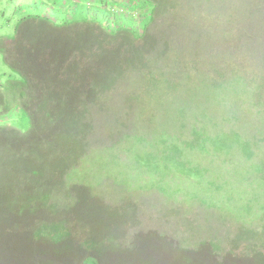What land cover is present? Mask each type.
Wrapping results in <instances>:
<instances>
[{
  "label": "trees",
  "instance_id": "1",
  "mask_svg": "<svg viewBox=\"0 0 264 264\" xmlns=\"http://www.w3.org/2000/svg\"><path fill=\"white\" fill-rule=\"evenodd\" d=\"M214 1L216 0H200L198 3ZM93 2L96 4V9L89 6ZM217 2H219L217 9H225V25L234 32L237 40L249 44L248 40L260 36L262 32L258 30L254 35L251 34L254 29L253 18L264 17V14L262 9L253 15L252 13L259 7L264 8V2L260 0H218ZM58 3L59 1L53 0L52 5ZM69 3L70 7L64 8V17L41 19L47 23L41 24V29L47 28L48 34H53L58 27H63L64 30L47 35L49 39L43 41L42 47L31 44L25 55H21L18 47L12 48L11 44L3 46L7 51V62L12 69L9 72L12 79H8L7 82L0 80V146L6 147L8 159L17 158L27 163L25 157L31 153L37 160H41L42 164V155L38 149H35L36 145L43 143L38 137L46 136L47 124L55 123L59 114L63 116L60 107L48 108L53 103L69 108L75 107L76 118L81 119L83 125L76 136L75 151L52 174L61 181L63 176L65 178L68 174L85 168L84 157L91 156V151L99 148V144H91V138L88 139L84 133V129L93 128L94 119L91 109L102 106L106 95H113L118 89V80L122 79L129 84L125 85L123 97V104L127 109L121 113L125 114L127 119L118 125L125 132L124 135H120L119 144L117 143L119 148L116 150L120 151V158L124 156L130 159L129 156H133V146L123 147V142L126 143L131 138L140 141L142 156L139 157L138 163L142 165L140 168L134 166L133 171H137L140 176L158 175V182L153 186L157 185L163 196H166V187L171 190V183L183 176L180 174L186 175L185 178L193 181L196 180L192 177L203 179V176L208 174L221 179L224 187H229L237 181L234 174L237 173L238 168H242L243 175H240L238 183L252 185L254 194L261 197L262 202L254 206L260 210V213H255L257 216L252 221L258 223L256 230L250 231L246 230L245 226L242 227V230L238 231L237 240L233 239L231 245L232 248L239 249L241 244L243 246L245 243L243 247L251 249L252 263L264 264V65L260 69L244 72L239 65L232 63L230 64L232 73L229 75L224 71H212L200 61L188 59L191 72L186 77H182L178 72L171 73L170 70H164L163 65L160 64L167 60L166 57L161 59L169 50L166 48H171L172 43H175L181 35L176 31L171 34L168 32L180 24L175 27L173 22L169 25L164 23L165 17L161 13H166L170 9L167 0H69ZM60 6L63 7L62 2ZM197 6L189 9V12L196 14H191L188 17L190 19L187 20V27L194 30L205 26L202 24L204 14ZM30 27L41 30L36 24H31ZM74 27L77 29L75 30ZM83 29L86 32H93L98 37L83 41L85 35ZM71 30L74 33L73 39L66 38V44L65 36L68 34L65 31ZM24 37L20 33L18 40ZM54 38L55 42L52 41ZM77 41H80V44H77ZM155 45L161 48L158 47L157 50ZM52 50H56L57 54H51ZM104 50L109 52V56L102 53ZM171 50L174 51V48ZM45 51H48V54ZM180 53L185 52L181 50ZM24 56L27 59L26 63ZM176 62L179 60L172 58V63ZM85 65L88 72L84 68ZM42 81L47 83L46 91ZM205 86L209 88L207 93L202 89ZM143 91L148 95L152 93L151 97L157 100L160 110L171 109L168 126H165L160 134L154 130H146L143 122L140 121L145 116V112L151 111L138 109L144 104L141 95ZM225 93L229 94V97ZM206 94L224 95L228 99L223 102L217 101L215 104L203 102L206 103V107L201 108L203 103L199 101L205 98ZM32 99L35 100L34 103ZM243 104H246V108L249 106L246 110L248 121L240 127L234 124L228 125L231 119L237 118V114L243 113L241 110ZM55 109L59 110L55 111ZM19 110L29 117L28 131H25L21 123L14 119L16 118L14 114L19 113ZM162 111H158L160 115ZM189 131L191 134H196L193 141L184 138ZM30 136L34 139L32 142L34 145L28 142ZM112 146L113 143L103 148L109 149ZM128 163L127 160L126 164ZM27 164L31 166L34 175L39 177L47 174L38 165ZM221 166L225 167V174L218 172L217 169ZM186 180L190 183L188 179ZM37 181L39 183L41 180L37 179ZM49 188L46 186L40 195L35 193L28 198L41 216L34 219L30 227V244L33 249H28L26 253L39 259V264L54 262L52 258L44 261L41 256L35 254L36 242L42 244L43 239H46L51 250L55 252L60 241L71 240L74 235L67 225H62L64 223L61 220L53 219V211L56 212L58 209L56 203L52 204L51 200L57 194H53ZM214 188L217 191L220 186ZM206 194L203 192L190 195L191 198L198 197L203 205ZM216 194L219 196L220 192ZM129 198L131 212L134 214L136 211L134 199ZM227 202L237 207L239 212L245 210L249 215L252 211L250 204L245 207L244 204L237 202L234 194L228 196ZM0 212L7 214L2 222L4 224L5 221H9L8 214L13 210L3 206ZM111 234L101 237L89 233L87 237L76 240L77 253L82 258L79 260L84 261V264L88 261L99 264L98 258L104 257L103 255L111 257L113 252H118L121 253L118 264H157L150 259H143L142 255L137 253L125 255L120 241L127 234H113V237ZM209 240L216 244L225 241L223 235L219 236L218 240L216 238ZM112 241L117 245L114 247L121 250L118 248L113 250ZM81 253H87L86 257L83 258ZM35 261L33 259L31 263ZM3 262L8 264L6 261ZM176 263L177 259L174 258L173 264Z\"/></svg>",
  "mask_w": 264,
  "mask_h": 264
},
{
  "label": "rangeland",
  "instance_id": "2",
  "mask_svg": "<svg viewBox=\"0 0 264 264\" xmlns=\"http://www.w3.org/2000/svg\"><path fill=\"white\" fill-rule=\"evenodd\" d=\"M57 1L59 3L53 6V0H0V80L2 82L12 79L9 76L12 69L7 62V51L2 45L11 44L12 48L18 47L21 55H25L29 50V45L37 44L42 47L43 41L49 39L47 35L63 30V27H58L53 34H48L46 32L48 29H41L40 26L47 24L41 21V19L45 20V17H64V8L70 7L71 4L69 0ZM199 1L167 0L170 9L166 13H161L165 17L164 23L169 25L173 22L175 27L180 24L168 32L171 34L176 31L181 35L175 43H172L171 48H166L169 49L166 56L162 55L161 59L167 58L165 62L160 63L163 69L170 70L171 73L178 72L182 77H186L191 72L188 59L200 61L212 71H224L229 75L232 73L230 69L232 63L239 65L244 72L262 68L264 65V17L253 18L252 28L254 29L251 34L254 35L257 30L262 33L258 38L248 40L249 44H247L237 40L234 32L225 25L226 11L217 9L218 0L204 4L198 3ZM260 1L264 2V0ZM60 2L63 7L60 6ZM196 5L204 14L202 24L205 26L194 30V28L187 27V20L190 19L188 17L191 14H196V12H189V9ZM89 6L96 9L95 2ZM261 9L264 14V8L259 7L253 11L252 15ZM31 24H36L41 30L30 27ZM74 29L77 28L74 27ZM65 32L68 34L65 36L67 44V39H73L74 33L72 30ZM83 32H85L83 41L98 37L93 32L85 30ZM20 33L25 37L18 40ZM212 36L215 38H211ZM55 40L54 38L52 41L55 42ZM76 43L80 44V41ZM158 47L161 48L155 45L157 50ZM172 48L174 51L171 50ZM181 50L185 53L181 54ZM45 53L48 54V51ZM50 53L54 55L57 51L52 50ZM102 53L109 56L106 50ZM24 58V63H26L27 59L25 56ZM172 58H177L179 62L172 63ZM84 68L88 72L87 65ZM92 69H95L94 63ZM42 82L46 91L47 83ZM184 83L186 84V81ZM128 84L119 79L117 91L113 95H106L102 106L91 109L94 119L93 128L84 129V133L88 139L91 138V144H99V148L94 147L91 156L84 157L85 168L77 172L73 170L75 173L70 172L71 174L65 178L63 176L61 181L52 173H55L62 162L75 151L76 136L82 130L81 125H83V121L76 118L75 107L50 104L48 108L60 107L63 116L59 114L55 123L47 124L46 136L38 137V140L43 143L36 145L35 149H38L42 155V164L41 160H37L31 153L25 157L27 163L38 165L47 174L39 177L34 175L30 165L17 158L9 160L6 147L0 146V210L3 206H8L13 210L8 214L9 221H5L4 224L2 222L7 214L0 212V264H4L3 261L8 264L9 262L11 264H39V259L26 253L28 249H33L30 244V227L34 219L41 216L28 198L35 193L40 195L46 186L50 187L53 194H57L51 200L52 204L56 203L58 209L56 212L53 211V219L61 220L64 223L62 225H67L74 235L70 238L71 240L60 241L55 252L51 250L46 239H43L42 244L36 242L34 244L35 254L41 256L44 261L52 258L53 264H84V261L79 260L81 256L77 253L75 241L87 237L89 233L101 237L112 233L111 237L113 234H127L120 241L125 255L137 253L142 255L143 259H150L157 264H169V262L173 264L174 258L177 262L186 261L179 264H253L251 249L243 247L245 243L243 246L241 244L239 249H234L231 245L233 239L237 240L238 231L242 230V227L245 226V229L250 231L256 230L258 223L252 221L257 216L255 213H260V210L254 206L262 202V198L254 194L252 185L238 183L240 175H243L242 168H238V174H234L237 181L229 187H224L221 179L208 174H205L203 179L192 177L196 181L189 180L184 177L186 175L180 174L183 176L171 183V190L166 187V196H163L157 189V185L153 186L158 182V175L140 176L137 171H133L135 167L140 168L142 165L138 163L139 157L142 156L140 141L131 138L126 143L123 142V147L133 146V156H129L130 159L124 156L120 158V151L116 149L119 148L120 135H124L125 132L118 125L127 119L126 115L121 113L127 109L123 104V97L125 96V85ZM77 87L79 88V85ZM202 89L204 93L209 91L207 86ZM151 94L148 95L145 91L141 93L144 104L142 103L143 106L138 109L151 111L145 112V116H142L143 119L140 121L143 122L146 130H154L160 134L164 127L168 126L171 109L160 110L157 100L151 97ZM226 95L229 97V94ZM227 97L206 94L199 103L215 104L217 101L227 100ZM32 102L34 103L35 100L32 99ZM205 104L203 103L200 107L205 108ZM242 106L243 113L237 114V118L231 119L228 125L234 124L240 127L248 121L246 110L249 106L248 108L246 104ZM57 110L59 109H55ZM158 111H162V114L160 115ZM14 115L16 117L14 119L21 123L25 131H28L30 129V124L27 122L28 115L22 113L21 110ZM111 133H114L113 136H109ZM195 137L196 134H191L190 131L184 135L187 141H193ZM33 141L34 139L30 136L28 142L34 145ZM111 143L113 146L109 149L103 148ZM127 160L128 164H126ZM224 168L221 166L217 170L220 174H225ZM37 179L41 181L38 183ZM216 186H220V189H216L217 191L214 190ZM203 192L207 193L203 205L198 197L191 198V193ZM216 192H220V195L218 196ZM230 194H234L236 201L244 204L245 207L248 204L252 206L249 215L245 210L239 212L237 207L227 202ZM129 197L134 199L136 209L134 214L131 212ZM222 235L225 241L221 244L217 243L219 246L209 240V238L218 240V237ZM249 245L250 242L248 247ZM112 246L113 250L118 248L114 247L117 245L113 241ZM118 250L121 249L118 248ZM81 255L84 258L87 253ZM120 255L121 253L113 252L111 257L105 255V257L98 258V262L99 264H118L121 260ZM139 257L141 256L136 258ZM33 259L36 261L31 263ZM87 264H93V262L88 261Z\"/></svg>",
  "mask_w": 264,
  "mask_h": 264
},
{
  "label": "clouds",
  "instance_id": "3",
  "mask_svg": "<svg viewBox=\"0 0 264 264\" xmlns=\"http://www.w3.org/2000/svg\"><path fill=\"white\" fill-rule=\"evenodd\" d=\"M2 46H4V45H2ZM82 254V253H81ZM104 257H105V255H103ZM182 261H185V260H180V261H178L179 263L180 262H182ZM178 262L176 263V264H178ZM186 262V261H185Z\"/></svg>",
  "mask_w": 264,
  "mask_h": 264
}]
</instances>
